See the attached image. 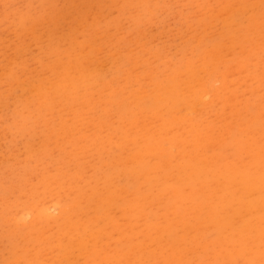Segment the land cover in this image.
Instances as JSON below:
<instances>
[{"label": "rangeland", "instance_id": "obj_1", "mask_svg": "<svg viewBox=\"0 0 264 264\" xmlns=\"http://www.w3.org/2000/svg\"><path fill=\"white\" fill-rule=\"evenodd\" d=\"M0 264H264V0H0Z\"/></svg>", "mask_w": 264, "mask_h": 264}, {"label": "bare ground", "instance_id": "obj_2", "mask_svg": "<svg viewBox=\"0 0 264 264\" xmlns=\"http://www.w3.org/2000/svg\"><path fill=\"white\" fill-rule=\"evenodd\" d=\"M147 54V53H146ZM68 73V72H67ZM79 80V79H78ZM176 84V83H175ZM92 87V86H91ZM81 90V89H80ZM90 93V92H89ZM63 97V96H62ZM71 98V97H70ZM66 100V99H65ZM78 106V105H77ZM65 118V117H64ZM80 125V124H79ZM162 127V126H161ZM128 128V127H127ZM150 128V127H149ZM128 131V130H127ZM139 132V131H138ZM129 134V133H128ZM138 135V134H137ZM112 142V141H111ZM133 143V142H132ZM78 149V148H77ZM80 153V152H79ZM81 157V156H80ZM158 157V156H157ZM46 190V189H45ZM92 191V190H91ZM52 196V195H51ZM43 203V202H42Z\"/></svg>", "mask_w": 264, "mask_h": 264}]
</instances>
